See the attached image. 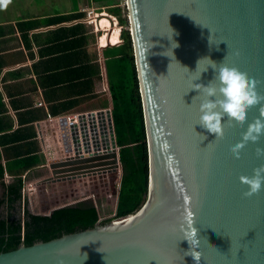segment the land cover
<instances>
[{
	"label": "water",
	"instance_id": "95a60500",
	"mask_svg": "<svg viewBox=\"0 0 264 264\" xmlns=\"http://www.w3.org/2000/svg\"><path fill=\"white\" fill-rule=\"evenodd\" d=\"M125 1L149 149L144 203L107 224L0 253V264H195L190 256L198 264H264V187L245 195L239 179L264 164L256 155L264 136L246 143L239 158L230 150L264 101L243 124L222 120L223 136L215 139L197 124L202 97L190 90L210 64L204 58L196 70L197 61L208 57L246 73L264 95V0ZM213 75L209 66L196 82ZM83 157L62 165L112 159L120 168L119 150ZM192 225L195 248L182 239H192Z\"/></svg>",
	"mask_w": 264,
	"mask_h": 264
},
{
	"label": "crops",
	"instance_id": "0c3cea01",
	"mask_svg": "<svg viewBox=\"0 0 264 264\" xmlns=\"http://www.w3.org/2000/svg\"><path fill=\"white\" fill-rule=\"evenodd\" d=\"M103 1L0 0V202L5 186L21 181L26 194L78 166L62 165L76 145L90 158L116 143L109 64L123 40L85 15Z\"/></svg>",
	"mask_w": 264,
	"mask_h": 264
},
{
	"label": "trees",
	"instance_id": "16d2710c",
	"mask_svg": "<svg viewBox=\"0 0 264 264\" xmlns=\"http://www.w3.org/2000/svg\"><path fill=\"white\" fill-rule=\"evenodd\" d=\"M107 13L118 19L123 39V43L114 48L117 55L109 64L113 120L122 174L115 216L103 221L96 207L58 208L48 215H41L28 212L24 206V220L18 219L15 214L26 202L22 194L23 183L18 181L5 186L6 194L0 202V253L107 224L136 213L144 203L149 188V149L132 34L129 20L121 16L119 6L108 8ZM0 177H4L3 168H0Z\"/></svg>",
	"mask_w": 264,
	"mask_h": 264
},
{
	"label": "clouds",
	"instance_id": "9594fccd",
	"mask_svg": "<svg viewBox=\"0 0 264 264\" xmlns=\"http://www.w3.org/2000/svg\"><path fill=\"white\" fill-rule=\"evenodd\" d=\"M210 38L211 35L209 36V44ZM225 44L227 46L226 42ZM227 54L228 52L226 51ZM204 58L210 61L208 67L211 66L213 69V78L207 84L196 82L200 79L201 73L208 70V67L200 70L199 78L193 82L190 90H197V95L202 97L199 103L200 115L197 124L208 133L214 134L216 139L223 136L224 125L221 123L222 120L227 124L232 122L243 124L247 120L248 110L257 104H261V101H264V95H261L256 90L253 79L234 65L223 62L217 63L208 57H203L197 61L196 70L200 68V62ZM260 112L261 115L259 117L248 122L246 130L242 133V139L230 146V150L235 157L239 158L240 150L246 143H257L264 136V104H261ZM203 137L205 138L204 135ZM164 147H167L166 143ZM256 155L258 158H264V147L258 145L256 147ZM239 179L241 183L248 186L245 195L259 192L264 187V164L253 168L251 176L241 175ZM191 236V240L187 237L182 239L187 240L195 248V245L198 244V239L194 227ZM97 250L100 251V248ZM190 258L195 264H198V257L194 259L190 256Z\"/></svg>",
	"mask_w": 264,
	"mask_h": 264
},
{
	"label": "rangeland",
	"instance_id": "374dc122",
	"mask_svg": "<svg viewBox=\"0 0 264 264\" xmlns=\"http://www.w3.org/2000/svg\"><path fill=\"white\" fill-rule=\"evenodd\" d=\"M96 5L90 10H95L96 13H105L109 15L108 8L119 6L121 8V16L128 18L125 0H108L107 4ZM57 8V7H56ZM56 10V9H55ZM85 15L87 17V11ZM117 30H122L117 18L113 17ZM113 33V30H109ZM100 36L105 32L104 29L97 31ZM121 35V31H120ZM123 39H118V41ZM117 44V43H116ZM86 135L85 137H88ZM104 142V140H101ZM119 150L115 141L111 138L109 144L101 146L95 151V156H102L106 152H117ZM93 155L90 151L87 155ZM103 162V163H102ZM96 161L81 164L73 169V172L66 174V177L45 183L44 185H35L29 187L24 198L25 204L15 214L16 218L24 220V206L28 212L37 214H50L58 208H89L96 207L99 209L101 219L103 221L110 220L115 216V210L118 203V188L121 182V168L114 167L112 159L109 161ZM2 189V188H1ZM0 189V190H1ZM3 190V189H2ZM42 210V211H40Z\"/></svg>",
	"mask_w": 264,
	"mask_h": 264
},
{
	"label": "built area",
	"instance_id": "2783aa9c",
	"mask_svg": "<svg viewBox=\"0 0 264 264\" xmlns=\"http://www.w3.org/2000/svg\"><path fill=\"white\" fill-rule=\"evenodd\" d=\"M101 14H103V13H96L95 12V10H88L87 11V17H86V23L87 24H89V25H92L93 27H94V29L96 30V31H100L99 29H98V27H97V22H96V20L98 19L97 17L99 16V15H101ZM107 15V14H106ZM112 18V20L114 21L115 19L113 18V17H111ZM113 24L114 25H116L115 24V22H113ZM120 31H121V29H120ZM107 33V32H106ZM120 33V32H119ZM39 106H42V103L41 104H39ZM73 122V124H75L76 123V120L75 119H71L70 118V122ZM82 139H81V135H79V134H75L74 133V135L72 136V143H73V146L74 145H76L78 142H80ZM77 147V145L75 146V147H73L72 149H73V152H72V159L73 158H76V157H82V156H85V154H86V152L85 151H83V150H81L80 148L77 150V149H75ZM70 158V159H71Z\"/></svg>",
	"mask_w": 264,
	"mask_h": 264
},
{
	"label": "bare ground",
	"instance_id": "6f19581e",
	"mask_svg": "<svg viewBox=\"0 0 264 264\" xmlns=\"http://www.w3.org/2000/svg\"><path fill=\"white\" fill-rule=\"evenodd\" d=\"M108 15H106L105 13H103V14H101V15H99L97 18V20H96V22H97V27H99V29H104L106 32L108 31V30H110V29H112L113 30V32H114V34H113V38H112V40H113V42L114 43H117V42H119L118 41V35H119V30H117V28L113 25V21H111L108 17H107ZM103 41H104V39H103Z\"/></svg>",
	"mask_w": 264,
	"mask_h": 264
},
{
	"label": "flooded vegetation",
	"instance_id": "af4514ba",
	"mask_svg": "<svg viewBox=\"0 0 264 264\" xmlns=\"http://www.w3.org/2000/svg\"><path fill=\"white\" fill-rule=\"evenodd\" d=\"M40 211H42V210H40ZM41 215H45V214H43V213H40Z\"/></svg>",
	"mask_w": 264,
	"mask_h": 264
}]
</instances>
